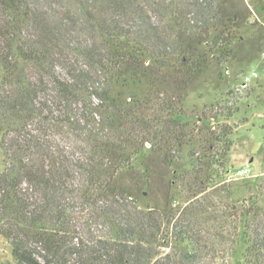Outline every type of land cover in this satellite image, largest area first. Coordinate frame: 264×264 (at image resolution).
<instances>
[{"label":"trees","instance_id":"1","mask_svg":"<svg viewBox=\"0 0 264 264\" xmlns=\"http://www.w3.org/2000/svg\"><path fill=\"white\" fill-rule=\"evenodd\" d=\"M138 1L103 0L110 18L85 4L96 41L0 0V235L14 258L3 264H264V183L247 198L233 183L210 188L238 109L186 107L193 78L230 57L242 14L229 0L127 13ZM61 125L79 143L64 154L44 132ZM155 155L190 163L164 209L136 196Z\"/></svg>","mask_w":264,"mask_h":264},{"label":"rangeland","instance_id":"2","mask_svg":"<svg viewBox=\"0 0 264 264\" xmlns=\"http://www.w3.org/2000/svg\"><path fill=\"white\" fill-rule=\"evenodd\" d=\"M26 1L34 13L40 14L41 19L50 17L46 20L51 23L52 30L61 26L67 29L70 27L72 31L76 29V35L82 40H101V37L92 32L91 24L86 20L84 13L85 4L92 7L93 0ZM96 4L103 9L102 17L110 18L111 13L107 12L108 7L103 0H97ZM137 6L153 12L156 10L152 0H139L133 8H127V13L133 16L132 12ZM227 11H239L242 14L240 35L232 41L231 55L223 65H219L214 59L202 74L193 78L186 107L189 112L194 113L203 110L210 112L211 105L223 112L228 107L238 109L229 119L234 131L231 135L233 146L224 165L226 172L222 173L210 188L224 182L233 183L237 190L236 195L247 198L256 191V179L258 183H264V0H229ZM127 13L123 17L124 20L131 21L133 17ZM3 18L6 23L8 17L5 15ZM66 129L67 127L61 125L55 130L44 131L47 133L45 135H48L47 139L54 143L58 150H65L63 154L79 144L73 138H67ZM1 140L0 135V174L5 168L6 160ZM152 166L151 184H141L138 187L137 200L141 205L150 203L158 209H164L169 203L168 194L174 175L189 169L190 163L184 156L171 167L163 162L161 156L155 155ZM240 168L248 169L249 175L237 176L236 172ZM244 179L248 182H243ZM94 228L97 234L104 232L103 227ZM7 261H14L12 246L0 235V264Z\"/></svg>","mask_w":264,"mask_h":264},{"label":"built area","instance_id":"3","mask_svg":"<svg viewBox=\"0 0 264 264\" xmlns=\"http://www.w3.org/2000/svg\"><path fill=\"white\" fill-rule=\"evenodd\" d=\"M249 170L248 169H238L237 172H236V175L237 176H247L249 175Z\"/></svg>","mask_w":264,"mask_h":264}]
</instances>
